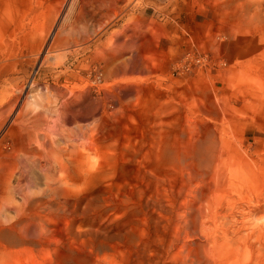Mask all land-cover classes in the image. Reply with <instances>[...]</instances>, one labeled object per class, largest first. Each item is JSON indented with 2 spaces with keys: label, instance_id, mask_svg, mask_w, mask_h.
<instances>
[{
  "label": "rangeland",
  "instance_id": "1",
  "mask_svg": "<svg viewBox=\"0 0 264 264\" xmlns=\"http://www.w3.org/2000/svg\"><path fill=\"white\" fill-rule=\"evenodd\" d=\"M131 3L0 0V264H264V54Z\"/></svg>",
  "mask_w": 264,
  "mask_h": 264
},
{
  "label": "crops",
  "instance_id": "2",
  "mask_svg": "<svg viewBox=\"0 0 264 264\" xmlns=\"http://www.w3.org/2000/svg\"><path fill=\"white\" fill-rule=\"evenodd\" d=\"M127 1H132L130 10L148 20L162 25L181 23L187 29L184 36L200 49L216 51L229 61L239 55L248 63L254 55L264 54V44H260L264 39V0ZM258 65L264 71V60L258 59Z\"/></svg>",
  "mask_w": 264,
  "mask_h": 264
},
{
  "label": "built area",
  "instance_id": "3",
  "mask_svg": "<svg viewBox=\"0 0 264 264\" xmlns=\"http://www.w3.org/2000/svg\"><path fill=\"white\" fill-rule=\"evenodd\" d=\"M212 65L208 53L189 49L184 52L181 59L176 63L174 71L176 74L189 73Z\"/></svg>",
  "mask_w": 264,
  "mask_h": 264
}]
</instances>
